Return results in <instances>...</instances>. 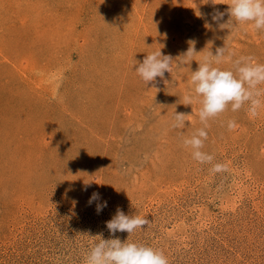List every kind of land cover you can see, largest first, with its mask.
<instances>
[{"label":"rangeland","instance_id":"374dc122","mask_svg":"<svg viewBox=\"0 0 264 264\" xmlns=\"http://www.w3.org/2000/svg\"><path fill=\"white\" fill-rule=\"evenodd\" d=\"M228 3L0 0V264H84L99 233L169 264H264V107L208 120L212 163L183 145L203 127L183 95L195 96L204 55L225 47L264 64V31L236 22ZM190 40L197 55L184 63ZM159 50L174 70L146 85L135 60ZM175 112L191 115L184 127H172ZM216 163L226 170L211 172ZM118 207L150 223L112 236Z\"/></svg>","mask_w":264,"mask_h":264},{"label":"clouds","instance_id":"9594fccd","mask_svg":"<svg viewBox=\"0 0 264 264\" xmlns=\"http://www.w3.org/2000/svg\"><path fill=\"white\" fill-rule=\"evenodd\" d=\"M231 18L240 24L250 23L254 31H264V0H229L227 4ZM224 13L215 11L212 19L219 22ZM221 27L224 24L220 25ZM189 48L181 57L184 63H191L197 55L195 41H188ZM225 47L217 48L215 55L210 50L198 62V68L191 72L190 85L195 93L186 92L183 95V105L190 106L193 103L200 105L198 115L203 127L197 129L192 135L183 140V145L191 149L192 158L201 163H212L213 155L202 151L204 142L208 138L206 129L208 120L224 113L229 105L231 111L240 110L245 104L248 105L249 118H256L259 110L264 107V64L256 62L254 57H240L232 60L231 54L225 56ZM231 62L232 70H222L220 65ZM135 72L147 85L156 78H164L165 73L173 72V58L163 55L161 50L147 54L142 62L135 60ZM191 115L185 113L173 114V128L185 126L186 118ZM236 127V122H228L229 130ZM226 170L224 164L216 163L211 172L219 173ZM101 200L99 193H93L89 203ZM107 207V202L97 203L96 211L101 212ZM150 223L149 219L126 215L119 207L115 215L106 222V228L112 236L117 232H127L129 235L138 229H143ZM93 239L99 242L91 246L85 253L84 264H169L167 257L160 250L145 244L134 242H121L119 238L103 239V233L97 234Z\"/></svg>","mask_w":264,"mask_h":264},{"label":"bare ground","instance_id":"6f19581e","mask_svg":"<svg viewBox=\"0 0 264 264\" xmlns=\"http://www.w3.org/2000/svg\"><path fill=\"white\" fill-rule=\"evenodd\" d=\"M206 1V0H205Z\"/></svg>","mask_w":264,"mask_h":264}]
</instances>
